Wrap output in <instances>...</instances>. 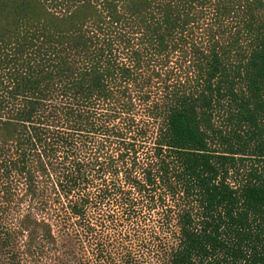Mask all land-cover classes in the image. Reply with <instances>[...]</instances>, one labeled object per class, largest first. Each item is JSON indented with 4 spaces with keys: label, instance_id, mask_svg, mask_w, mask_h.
<instances>
[{
    "label": "trees",
    "instance_id": "trees-1",
    "mask_svg": "<svg viewBox=\"0 0 264 264\" xmlns=\"http://www.w3.org/2000/svg\"><path fill=\"white\" fill-rule=\"evenodd\" d=\"M43 260L264 264V0H0V264Z\"/></svg>",
    "mask_w": 264,
    "mask_h": 264
},
{
    "label": "rangeland",
    "instance_id": "rangeland-1",
    "mask_svg": "<svg viewBox=\"0 0 264 264\" xmlns=\"http://www.w3.org/2000/svg\"><path fill=\"white\" fill-rule=\"evenodd\" d=\"M215 125L223 131L229 130L230 124L226 120V112H224L223 110L218 112V114L215 117ZM211 144L214 147H218V142H216V140ZM26 264H36V263L27 261ZM41 264H46L45 260H43Z\"/></svg>",
    "mask_w": 264,
    "mask_h": 264
}]
</instances>
